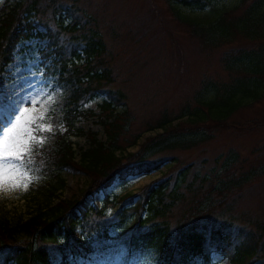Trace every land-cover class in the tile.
Instances as JSON below:
<instances>
[{"label": "trees", "instance_id": "1", "mask_svg": "<svg viewBox=\"0 0 264 264\" xmlns=\"http://www.w3.org/2000/svg\"><path fill=\"white\" fill-rule=\"evenodd\" d=\"M166 4L169 18L188 29L202 52L223 50L221 65L230 78L204 80L192 102L175 115L162 112L146 129L156 133L141 140L142 133L127 136L133 114L126 92L115 87L116 55L106 38L110 33L118 39L114 29L104 30L97 13L82 9L78 0L5 2L0 10V87L18 47L37 34L48 40L56 58L49 73L58 71L75 84L63 112L66 130L52 146L24 155V161L61 185L67 166L89 180L77 195L59 197L54 204L58 186L52 184L49 201L39 203L27 217L14 222L0 218V264H81V259L94 257L142 264L149 256L156 264H211L214 252H221L229 264H264V220L235 210L262 175L263 164L236 149L217 154L210 165L206 159L182 161L177 153L212 141L216 132L264 126V117L242 121L235 116L264 101V0ZM129 37L133 44L139 42L138 33ZM102 95L98 114L84 108ZM94 115L106 140L98 131L77 125L79 118ZM72 137H85L88 144L77 148ZM136 146L138 150L129 151ZM162 166L166 172L137 193L118 199L104 192L116 180ZM102 192L98 204L96 196ZM240 219L248 225H238Z\"/></svg>", "mask_w": 264, "mask_h": 264}, {"label": "rangeland", "instance_id": "2", "mask_svg": "<svg viewBox=\"0 0 264 264\" xmlns=\"http://www.w3.org/2000/svg\"><path fill=\"white\" fill-rule=\"evenodd\" d=\"M6 1L0 0V10ZM14 1L9 0L10 3ZM78 1L82 9L97 13L104 30L112 27L118 34L117 40L110 33L106 38L110 51L116 55L113 61L117 78L115 87L126 92L127 107L133 114L127 136L142 133L141 140H144L149 135H154L156 131H146L148 123H155L162 112L168 111L172 115L179 113L181 107L193 99L204 80L209 78L227 81L230 78L221 65L223 50L202 52L200 44L190 36L188 29L179 27L169 18L166 0ZM33 19L37 22L35 17ZM39 31L44 33L43 26ZM134 33H138L140 37L136 44L129 37ZM48 46V40L40 34L20 45L0 87V119L7 121L14 105L19 103L17 118H21L23 114L22 119L29 121L25 142L21 145L25 155H34L39 149L52 146L57 136L66 130L63 112L75 84L60 77L58 71L49 73L48 69L54 66L56 58ZM104 97L102 95L88 102L84 108L98 114L99 104ZM235 116L242 121L261 120L264 117V101L255 103L252 108ZM77 125L87 131H98L99 136L106 140L96 115L79 118ZM11 127L12 125H8V128ZM8 128H5V133ZM215 136L212 141L196 149L177 153L182 161L201 162L206 159L207 165H210L217 154L236 149L264 166V126L249 132H216ZM72 139L77 148L88 144L85 137ZM136 150L138 146L129 149ZM2 163L7 164L9 161ZM30 164L31 162H26V167L18 166L14 173H9L0 180V218H8L14 222L27 217L39 203L46 204L49 201L52 184L58 186L56 195L51 198L54 204L59 197L67 199L77 195L89 180L82 171L67 166L62 172L65 185H61L55 177L34 170ZM166 170V166H162L160 170H154L150 174L129 177L126 181L116 180L104 192L118 199L129 192L137 193L145 185L161 177ZM249 188L235 210L244 216L264 220V171ZM104 192L96 196L98 204H101ZM91 200L92 198L85 201L81 209L88 206ZM112 211L113 208L108 207V212ZM236 223L248 225L241 219L236 220ZM79 232L77 228V235ZM116 255L117 252L112 256ZM80 262L115 264L99 257L85 258ZM142 264L156 263L149 256ZM211 264H229V260L221 252H214Z\"/></svg>", "mask_w": 264, "mask_h": 264}, {"label": "snow or ice", "instance_id": "3", "mask_svg": "<svg viewBox=\"0 0 264 264\" xmlns=\"http://www.w3.org/2000/svg\"><path fill=\"white\" fill-rule=\"evenodd\" d=\"M20 112L19 103L15 104L10 113V118L7 121L0 119V180L9 173H14L17 167H26V162L23 156L26 154L21 148L25 142L24 137L27 133V123L21 118H17V113ZM15 120V124H13ZM8 125H12L8 128ZM5 128L8 132L5 133ZM50 130V129H49ZM2 161H9L4 164Z\"/></svg>", "mask_w": 264, "mask_h": 264}]
</instances>
